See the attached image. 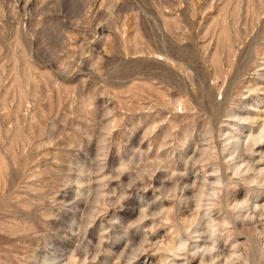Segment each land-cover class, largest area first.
<instances>
[{
  "label": "rangeland",
  "instance_id": "1",
  "mask_svg": "<svg viewBox=\"0 0 264 264\" xmlns=\"http://www.w3.org/2000/svg\"><path fill=\"white\" fill-rule=\"evenodd\" d=\"M262 129L264 0H0V264H264Z\"/></svg>",
  "mask_w": 264,
  "mask_h": 264
},
{
  "label": "bare ground",
  "instance_id": "2",
  "mask_svg": "<svg viewBox=\"0 0 264 264\" xmlns=\"http://www.w3.org/2000/svg\"><path fill=\"white\" fill-rule=\"evenodd\" d=\"M263 131H264V129H262ZM261 133H262V131H261ZM262 134H264V132L262 133ZM260 137H263V136H260ZM258 138V139H257ZM256 139L260 142V140L262 139V138H259V136L257 137ZM258 142V143H259Z\"/></svg>",
  "mask_w": 264,
  "mask_h": 264
}]
</instances>
